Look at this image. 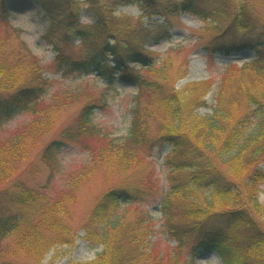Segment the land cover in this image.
Here are the masks:
<instances>
[{
  "label": "trees",
  "instance_id": "obj_1",
  "mask_svg": "<svg viewBox=\"0 0 264 264\" xmlns=\"http://www.w3.org/2000/svg\"><path fill=\"white\" fill-rule=\"evenodd\" d=\"M7 1L0 0L4 12ZM128 1L96 4L92 25L71 19V0H57L51 9L44 6L49 22L45 39L61 44L71 38L82 44L85 59L67 63V72L77 70L79 75H88L95 71L107 82L119 80L137 87L126 136L138 142L131 147L125 139L106 141L100 150L105 167L114 166L123 178L96 199L78 227L84 233L82 239L101 250L91 260L69 264H193L175 252L156 249L151 240L156 226L172 241L193 238L206 249L224 244L220 230L250 229L253 240L223 254L222 260L224 264H264V232L253 229V221L247 218L250 211L258 216L264 213L258 199L264 180V0H214L225 13L209 29L213 35L209 52L226 56L247 46L256 56L240 67L225 66L214 107L205 116L197 111L205 105L211 81L175 89L166 73L168 59L159 64L143 50L145 43L155 38V26H143L139 18L113 14L118 5ZM143 1L145 12L158 15L172 9L188 12L195 3L183 0L167 6L160 0ZM10 28L13 33L20 31L18 27ZM160 29V37L168 35L166 28ZM241 34H256L257 39L251 45L240 42L235 46L236 36ZM108 57L115 59L114 66L100 62ZM128 59L138 62L142 71L126 67ZM147 74L158 80H147ZM184 74L185 69L180 67L170 77L176 81ZM47 84L45 67L38 57L22 41L11 39L10 33L0 29V117L35 103ZM83 112L82 119L88 121V114ZM52 117L48 110L36 112L0 138V235L8 240L2 247L0 244V254L27 260L0 264H41L51 249L72 248L78 238L79 230L72 229L63 217L67 214L66 204L75 200V192L89 175L84 169L70 177L65 192L57 198L16 180L19 164L30 147L42 142L52 126ZM146 119L158 124V137L171 146L173 153L166 157L165 169H150L139 177L137 170L149 164L151 155L144 129ZM60 145L51 140L44 155L54 154ZM112 172L110 169L108 173ZM159 173L164 174V187L160 191V217L155 218L135 202L139 192L143 195L146 188L158 186ZM4 214L6 218H2Z\"/></svg>",
  "mask_w": 264,
  "mask_h": 264
},
{
  "label": "rangeland",
  "instance_id": "obj_2",
  "mask_svg": "<svg viewBox=\"0 0 264 264\" xmlns=\"http://www.w3.org/2000/svg\"><path fill=\"white\" fill-rule=\"evenodd\" d=\"M57 0H9L6 2V12L0 9V29L10 33L11 39L22 41L27 49L38 57L45 67V76L48 80L47 89L42 97L35 103L16 110L6 117H0V138L19 128L29 121L33 114L41 110L53 113L52 126L42 142L33 145L28 150L26 157L18 168L17 181L22 182L28 188L38 189L49 197L57 198L67 188L70 177L74 178L82 169L89 175L81 182L73 202L67 203V214L64 221L72 229L79 230L85 215L93 207L96 199L107 190L116 186L123 177L116 172L114 166L106 168L99 157L100 150L105 147L106 141L121 142L126 140L134 146L138 140H127L130 129V109L134 105V96L137 93L135 84L122 83L119 80L107 82L96 75L95 71L88 75H79L78 71L70 72L66 68L67 63L82 61L85 54L82 52V44L79 40L69 38L66 42H48L45 37L49 26L48 16L44 6L51 9ZM73 4L72 18L79 24L92 25L94 22V6L111 5L114 0H71ZM164 4L171 5L183 0H160ZM192 10L185 12L168 10L164 15L148 14L145 12L143 0H129L125 4L118 5L113 14L129 16L135 20L140 19L143 26H155L153 31L155 38L145 43L143 50L150 53L154 62L167 63L166 73L168 80L174 82L175 89H181L186 84L200 81H211L212 88L205 96V105L198 109L200 116L208 115L214 107V95L225 66L233 64L240 67L244 63L252 61L256 54L247 47L233 51L224 56L219 52L210 53L213 35L209 29L225 13L220 3L214 0H194ZM26 12L20 14L19 12ZM216 18V19H215ZM215 19V20H214ZM208 24V25H207ZM12 27L20 28V31H11ZM166 28L168 35L160 37V28ZM264 38V35H263ZM257 39L254 34H241L236 36L235 46L242 43L253 44ZM230 40V39H228ZM264 43V39H262ZM264 50V48H263ZM114 58H102L101 63L114 66ZM185 62V66L183 63ZM125 66L134 71H142L140 64L128 59ZM183 67L185 76L175 81L170 77L171 73ZM147 80H158L157 76L147 74ZM143 98V97H142ZM142 103L145 100L142 99ZM91 108V109H89ZM88 114V121L82 119L84 112ZM144 129L148 139V150L151 149L149 161L143 169L137 170V175L143 177L150 169H165V159L173 153L170 145L158 137V124L152 119H146ZM56 140L60 147L54 154L44 155V148L48 142ZM146 150V149H145ZM144 151V150H143ZM264 171V164L261 165ZM110 169L114 172L108 173ZM153 189L139 192V199L135 202L138 207L148 211L155 218L160 217V191L164 187V174L157 175ZM144 189V188H142ZM145 195V196H144ZM259 204L264 209V180L259 186ZM247 218L253 221V229L260 228L264 232V213L259 216L253 211ZM6 218L7 214L1 215ZM155 229L152 241L156 249L161 252H173L183 260H192L193 264H224L222 255L233 249H238L251 242L254 235L250 229L220 230L224 236L223 245L218 249L203 248L198 240L193 238L183 239L180 243L165 237ZM78 238L73 247H58L50 250L45 255L41 264H69L71 261L83 262L91 260L101 250L100 246H91L84 239V233L79 230ZM8 242L0 235L1 247ZM12 261L26 263L27 260L19 255L9 253L0 254V263ZM29 262V261H28ZM30 263V262H29Z\"/></svg>",
  "mask_w": 264,
  "mask_h": 264
},
{
  "label": "bare ground",
  "instance_id": "obj_3",
  "mask_svg": "<svg viewBox=\"0 0 264 264\" xmlns=\"http://www.w3.org/2000/svg\"><path fill=\"white\" fill-rule=\"evenodd\" d=\"M20 14H25L26 12L22 11V12H19Z\"/></svg>",
  "mask_w": 264,
  "mask_h": 264
}]
</instances>
